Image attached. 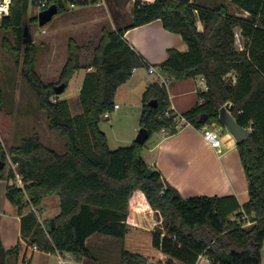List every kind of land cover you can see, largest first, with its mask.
<instances>
[{
	"label": "trees",
	"instance_id": "trees-1",
	"mask_svg": "<svg viewBox=\"0 0 264 264\" xmlns=\"http://www.w3.org/2000/svg\"><path fill=\"white\" fill-rule=\"evenodd\" d=\"M95 1V0H91ZM58 13L65 11L62 0ZM230 5L244 15H234ZM28 0H13L0 30V46L21 58V75L32 89L38 107L46 114L48 129L64 139V152L45 145L34 130L19 144L7 148L0 140V179L12 180L7 160L17 162V171L28 182L25 192L9 184L7 199L21 214L24 243L46 253L67 252L75 260L92 259L86 240L93 234L120 241L119 264H196L200 255L211 264H261L264 243V0H213L210 5L194 0H156L152 4L133 2L132 23L125 28H102L79 90L81 112L72 115L66 99L57 97L54 84L45 83L36 71L37 47L23 43L22 31ZM160 19L168 31L178 33L186 51L167 50L158 64L160 73L176 80L202 77L206 89L181 117L197 129L224 126L219 111L226 106L235 122L249 132L236 144L247 181L248 200L241 207L234 196L201 195L183 197L142 157L144 144L133 142L111 149L100 129L102 116L112 111L117 88L136 68L146 63L123 37L127 28ZM32 21L36 22L34 18ZM198 22L202 28H198ZM240 31L241 47L236 42ZM80 46L67 42V59L59 73L65 88L80 63ZM156 100V106L148 102ZM141 128L153 132L176 131L177 115L169 110L166 88L149 83L141 97ZM148 138V139H149ZM151 169V173H146ZM139 191L145 210L157 211L161 227L149 229L130 221L129 200ZM28 197V201L25 200ZM56 196L59 213L40 221L29 205L39 208L44 198ZM250 216L243 227L241 217ZM233 215V217H231ZM54 219V226L49 221ZM23 243L4 249L0 243V264L17 254Z\"/></svg>",
	"mask_w": 264,
	"mask_h": 264
},
{
	"label": "crops",
	"instance_id": "crops-1",
	"mask_svg": "<svg viewBox=\"0 0 264 264\" xmlns=\"http://www.w3.org/2000/svg\"><path fill=\"white\" fill-rule=\"evenodd\" d=\"M97 1L99 2L97 6H104L107 9L110 2L115 3L118 7L120 0ZM131 1L133 4V0ZM131 7L130 14H128L129 18L121 25H114L110 30L125 28L132 23ZM198 28L201 29L202 26L201 28L198 26ZM123 37L143 57L146 64L143 67L134 69L131 77L117 88L114 104H117L115 98L120 89H123V92H129L133 87L139 88L142 97V93L149 83L159 80V74L164 76L159 72L157 66L167 58V50L174 48L179 51H186L188 48L181 35L165 29L160 19L127 28ZM66 59L67 56L64 63ZM88 64L89 62L81 64L84 68L76 70L80 72L78 76L80 87L85 74L92 71V67H87ZM150 67L156 70V73H152L155 74V78L152 80L146 78V74H150L148 72ZM205 89V82L200 76L187 80L170 78L166 91L169 110L177 115L176 131L171 133L169 130L161 129L153 132L151 135L153 139L150 144H144L142 157L148 166L156 168L162 177L175 187L183 197L201 195L234 196L242 207L248 200L247 181L235 138L230 132L227 133L220 139V151H217L202 136V130L205 127L214 129L217 132L214 126L206 125L201 129H197L181 117V113L191 108L197 101V92ZM11 183L12 180L0 179V243L4 249L14 247L19 241L23 245L17 254L8 255L3 264H17V257L20 255H23L22 258L25 257L29 250L32 251L30 260H26L22 264H96L89 258H82L77 261L71 253H46L24 243L21 238V214L17 207L6 197V188ZM49 204L55 205L51 208ZM129 205L132 208L129 219L133 225L149 229L161 227L159 212H147L145 210L144 197L141 193L138 195L133 194L129 200ZM44 208L48 211H54L51 217L58 214V197L49 196L43 199L41 206L37 208L39 217ZM27 211L28 208H25L23 213ZM241 220L243 227L251 224L250 216L247 214H243ZM93 239L97 241H116L111 236L93 234L87 238V245ZM98 245L107 246L104 243ZM196 264H209V261L206 256L200 255ZM261 264H264V243L261 249Z\"/></svg>",
	"mask_w": 264,
	"mask_h": 264
},
{
	"label": "rangeland",
	"instance_id": "rangeland-1",
	"mask_svg": "<svg viewBox=\"0 0 264 264\" xmlns=\"http://www.w3.org/2000/svg\"><path fill=\"white\" fill-rule=\"evenodd\" d=\"M48 1V0H47ZM197 4L210 5L213 0H194ZM38 0H28L27 11L24 19V27L28 28L32 42L37 47L36 71L45 83L59 84V73L64 65L67 53V42L73 38L80 46V63L90 62L93 49L96 46L102 28L111 29L114 25H121L129 18L131 0H120L118 7L110 2L106 9L97 6L96 0H62L65 11L55 14L44 26L37 22ZM69 2L74 6L70 7ZM107 11H106V10ZM230 11L234 15L242 16L240 10L230 5ZM36 19V22L32 21ZM117 23V24H116ZM201 28V23L198 22ZM3 37L13 42L11 33L0 30V41ZM76 71L68 82L65 90L58 94L60 99H66L69 103L72 115L81 112L79 102L80 84ZM146 78L153 79L155 74H146ZM129 93V94H128ZM128 94V95H127ZM115 101L119 108L108 112L107 117L102 116L99 127L105 133L111 149L128 146L135 141L141 129L139 124L141 112V89L133 87L129 92L120 89ZM219 138H223L229 130L225 126H214ZM36 130L41 141L58 153L64 152V139L56 132L48 129L46 114L39 109L35 95L21 75V58L7 53L0 46V140L7 148L19 144L20 140ZM152 137L144 144L149 145ZM8 170V163L6 165ZM140 194L139 191L134 193ZM55 204H49L53 208ZM54 211L44 208L39 220L52 218ZM156 228V227H155ZM91 240L89 250L96 257L98 263L119 264L120 241ZM104 243L102 247L98 244ZM32 251L22 258L18 256L17 264L29 261ZM209 264H211L209 262Z\"/></svg>",
	"mask_w": 264,
	"mask_h": 264
},
{
	"label": "built area",
	"instance_id": "built-area-1",
	"mask_svg": "<svg viewBox=\"0 0 264 264\" xmlns=\"http://www.w3.org/2000/svg\"><path fill=\"white\" fill-rule=\"evenodd\" d=\"M155 1L156 0H133V2H138V4H141V5L142 4H152ZM191 1L192 0H190L189 2H191ZM12 3H13V0H0V25H1L2 21H3V19L9 15ZM96 5H99V2L97 0H96ZM48 6L49 5H48V1L47 0H38V2H37V14L41 10L47 8ZM69 6L73 7L74 3L73 2H69ZM235 35H236V39H237L236 40L237 45L239 47H241L240 31L237 30ZM148 72L152 74V73H156V70H155V68L150 67L148 69ZM170 78H171L170 76H166V75L161 76L159 74V80H157L156 82L158 83L159 86H163V87L166 88L167 83L169 82ZM113 108L114 109L118 108V104H114ZM107 114H108V112L105 113L104 116L107 117ZM202 136L205 139V141L211 147L215 148L217 151H220V146H221L220 138H219L217 132L214 129H211V128H208V127L203 128ZM7 163H8V166H9L8 169H10L11 172L13 173L12 183L14 184V186L22 189L23 192H25V186H26V184L28 182L24 181L23 176L17 171V162H13L10 158H8ZM25 200L28 201V197L27 196H25ZM28 211L34 212L36 214V216L38 217V219H39V211H38L37 208H35L32 205H29ZM34 248H36V247L34 246Z\"/></svg>",
	"mask_w": 264,
	"mask_h": 264
},
{
	"label": "water",
	"instance_id": "water-1",
	"mask_svg": "<svg viewBox=\"0 0 264 264\" xmlns=\"http://www.w3.org/2000/svg\"><path fill=\"white\" fill-rule=\"evenodd\" d=\"M180 1L189 2L190 0H180ZM57 13H58V7L56 4H50L47 8L41 10L37 14V22L39 26H44L45 24H47L52 19V17ZM22 36H23V43H28L32 41L28 28L26 27H23ZM64 90H65L64 83H60L54 86V91L56 95L61 94ZM148 104L150 106H156L157 103L156 100H150ZM230 110L231 108H227L226 106L222 107L219 111V120L229 130V132L235 138L236 142L240 143L248 137L249 132L246 129L240 127L235 122V120L230 114ZM148 138H149V133L147 129L141 128L135 138V142L139 144H144ZM146 173L149 175L151 173V169H147ZM49 224L53 227L54 219H51L49 221Z\"/></svg>",
	"mask_w": 264,
	"mask_h": 264
}]
</instances>
